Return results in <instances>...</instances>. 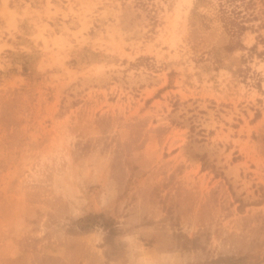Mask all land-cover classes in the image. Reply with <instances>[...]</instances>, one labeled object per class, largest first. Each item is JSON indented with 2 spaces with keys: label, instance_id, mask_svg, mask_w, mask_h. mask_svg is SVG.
Wrapping results in <instances>:
<instances>
[{
  "label": "rangeland",
  "instance_id": "374dc122",
  "mask_svg": "<svg viewBox=\"0 0 264 264\" xmlns=\"http://www.w3.org/2000/svg\"><path fill=\"white\" fill-rule=\"evenodd\" d=\"M219 5L0 0V264H264V0Z\"/></svg>",
  "mask_w": 264,
  "mask_h": 264
},
{
  "label": "trees",
  "instance_id": "16d2710c",
  "mask_svg": "<svg viewBox=\"0 0 264 264\" xmlns=\"http://www.w3.org/2000/svg\"><path fill=\"white\" fill-rule=\"evenodd\" d=\"M236 2H241L242 4H245V6H251V5H253V0H248L246 3H245V0H220V5H219L220 6V12L222 14V19L225 21L226 24L231 25V26H234V28H237L239 31H242V30L246 29V27L244 26V22L245 21L244 22L242 21L244 18L243 17H240V15H241L240 11H236V9H234L233 11H231V13L235 15V18L241 20L239 22H235L234 20H232L233 17L230 18L226 14L227 13V10H226L227 6H229V5L234 6V4ZM88 219L89 218H85V219H81L80 220L82 224L85 223L84 226H81L80 227L81 230L82 229L85 230V229H88L89 228L88 227L89 225H87L88 224L87 222H89ZM240 262H242V261H237L236 260L234 264H253L251 262H249V263H240Z\"/></svg>",
  "mask_w": 264,
  "mask_h": 264
}]
</instances>
